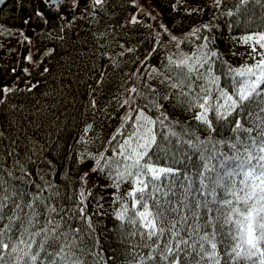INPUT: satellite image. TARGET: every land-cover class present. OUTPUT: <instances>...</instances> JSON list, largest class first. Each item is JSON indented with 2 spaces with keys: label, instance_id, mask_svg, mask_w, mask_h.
Wrapping results in <instances>:
<instances>
[{
  "label": "trees",
  "instance_id": "obj_1",
  "mask_svg": "<svg viewBox=\"0 0 264 264\" xmlns=\"http://www.w3.org/2000/svg\"><path fill=\"white\" fill-rule=\"evenodd\" d=\"M147 2L151 15L142 17L138 0H104L99 6L92 0H64L58 12L50 11L42 0H8L1 6L0 26L6 34L10 30L19 34L21 51L15 66L0 63V89L5 86L13 89L7 96L0 91V99L5 101L0 104V203L3 204L0 215L4 216L0 229L9 223L16 203L22 206L32 203L36 196L39 199L34 207L40 215L32 230L44 224L45 205L62 209L59 215L53 214L57 220L60 216L67 220L61 231L69 227L82 230L77 255L83 264H126L131 259L129 253L149 252L139 236L128 234L131 226L115 218V210L120 207L119 203L113 204L117 190L110 186L105 174L90 171L94 160L86 155L99 152L107 157L113 155L107 142L128 111L127 105L121 107L125 98L134 99L141 108L147 105L144 110L153 118L165 113L168 117L165 124L173 125L177 136L168 140L163 135L157 136L164 149L158 153V163L179 170L176 176L162 178V185L171 183L178 195L183 194V185L190 182L193 189L199 188L197 172L203 170L201 153L181 140L190 137L211 140L215 149L213 143L207 144L204 156L213 151L230 156L233 154L230 142H235L237 136H247L232 131V121L236 119L245 127L251 126L252 118L247 113H234L228 121H216L210 113L215 127L211 132L196 121V110H189L181 103L186 98L178 99V90L169 87L171 80L184 70L169 65L168 57L179 60L181 53L191 54L205 43L198 37H212L210 48L220 54V59L212 63V70L221 76V86H225L230 83L227 66L253 63L248 54L240 53L250 48L238 38L255 30L264 9L250 2L247 8L251 11L247 15L237 13L238 0H220L219 5L215 0ZM37 11L42 15L37 16ZM229 11L234 15L228 16ZM133 18L138 21L133 22ZM25 20L29 22L25 24ZM204 25L209 27L205 29ZM193 28L200 29L197 36L189 35ZM172 36L177 40L173 41ZM29 55L31 61L27 59ZM45 68L49 71L44 72ZM192 79L196 80L194 74ZM201 83L197 80L193 85L194 93L200 91ZM133 87L137 93L129 91ZM150 101L162 106L159 111ZM85 122L91 125L86 134ZM156 130L167 132L159 125ZM82 136L92 142L85 143ZM106 147L109 150L105 152ZM85 173L88 176L82 180ZM185 176L191 181H186ZM81 188L86 195L84 205H79ZM130 188V184L121 183L120 194ZM195 198L203 199L194 191L189 197L193 204ZM78 206L86 207L91 229L88 220L73 214ZM30 211L23 207L20 218ZM198 211L202 217L207 215L205 209ZM187 214L191 216L190 212ZM18 227L19 220L10 235H18ZM49 243L52 246L48 251H55L61 241Z\"/></svg>",
  "mask_w": 264,
  "mask_h": 264
},
{
  "label": "snow or ice",
  "instance_id": "obj_2",
  "mask_svg": "<svg viewBox=\"0 0 264 264\" xmlns=\"http://www.w3.org/2000/svg\"><path fill=\"white\" fill-rule=\"evenodd\" d=\"M42 2L50 11L58 12L62 0ZM103 2L92 0L96 6ZM250 2L264 9V0H238L237 13L247 15L251 11L247 8ZM215 3L219 5L220 0H215ZM36 15L41 16L42 13L37 11ZM227 15L233 16L234 13L229 11ZM28 22L24 21L25 24ZM203 27L207 29L209 26ZM199 32V28H193L189 35L197 36ZM198 38L205 43L198 45L191 54L181 53L179 60L168 57L169 65L184 70L171 80L169 87L178 90V99L186 98L181 103L186 104L189 110H196L194 119L210 132L215 131L210 113L216 121H228L234 113H247L252 118L251 126L245 127L240 119L232 121V131L244 132L247 136H237L235 142H230L233 153L230 156L215 151L204 156L207 144L213 143L211 140L201 141L191 137L181 140L201 153L203 170L197 172L199 188L193 189L190 182L183 185L184 192L178 195L171 183L162 185V178L176 176L179 170L171 166L162 167L158 163V153L164 149L157 136L163 135L165 140L177 136L173 125L165 124L168 120L165 113L161 112L159 117L153 118L144 110L147 105L141 108L134 99L125 98L121 107L127 105L128 111L107 142L113 155L107 157L104 152L86 155L94 160L90 171L105 174L111 181L110 186L117 190L113 194V204L119 203L120 207L115 210V218L121 224L130 225L128 234L139 236L142 246L149 249L146 255L135 251L129 253L131 259L126 264H264V13L254 31L238 38L240 43L250 48L248 55L253 63L235 68L227 66L226 75L230 77V83L225 86H221V76L212 70V63L220 59V54L210 48L213 38ZM171 39L177 40L175 36ZM27 59L31 61V55ZM48 71V68L44 69V72ZM193 74L196 80L192 79ZM197 80L203 83L198 85L200 91L194 93L193 85ZM205 84L208 86L205 87ZM35 87L32 85V88ZM185 88L188 90L184 91ZM0 91L7 96L13 89L5 86ZM129 91L137 93L135 87ZM4 103V99H0V104ZM150 103L158 111L162 107L154 101ZM157 125L166 128L167 132H158ZM81 140L92 142L84 136ZM108 150L106 147L105 152ZM212 160L218 163L213 164ZM87 176L88 173H85L81 179ZM184 179L191 181L189 176ZM121 183L131 185L122 195ZM194 191L203 199L195 198L193 204L189 197ZM79 197V205H84L86 195L83 188ZM38 199L33 196V202L23 206L16 203L13 215L8 217L9 223L0 229V264H83L77 255L81 247L77 241L82 230L69 227L67 231H61V225L67 220L63 216L57 220L53 214L59 215L62 209L45 205L47 216L44 224L36 231L32 230L39 223L37 217L40 214L34 207ZM23 207L31 211L20 218L19 212L23 211ZM201 208L207 212L204 217L198 211ZM189 212L191 216L187 214ZM0 213H3L2 203ZM73 214H78L81 220H88V227L92 228L86 207L78 206ZM3 218L0 215V220ZM17 220L18 235H10ZM37 237L40 239L37 240ZM50 241H61L59 249L48 251L52 246ZM190 257L195 259L190 260Z\"/></svg>",
  "mask_w": 264,
  "mask_h": 264
},
{
  "label": "rangeland",
  "instance_id": "obj_3",
  "mask_svg": "<svg viewBox=\"0 0 264 264\" xmlns=\"http://www.w3.org/2000/svg\"><path fill=\"white\" fill-rule=\"evenodd\" d=\"M138 5V12L140 13L139 15L141 17L151 15V5L149 4V2H147V0H138ZM135 21H138V19L135 18ZM20 42L21 40L19 38V34L16 31L10 30V32H7L6 34L0 26V63L12 66H15L17 64L21 51ZM249 51L250 50L246 48L243 49V51H240V53L245 55L248 54ZM84 126L87 131L91 129V125L89 123L85 122Z\"/></svg>",
  "mask_w": 264,
  "mask_h": 264
},
{
  "label": "water",
  "instance_id": "obj_4",
  "mask_svg": "<svg viewBox=\"0 0 264 264\" xmlns=\"http://www.w3.org/2000/svg\"><path fill=\"white\" fill-rule=\"evenodd\" d=\"M7 1H8V0H0V8H1V6H3ZM62 2H63V0H62ZM61 4H62V3H61Z\"/></svg>",
  "mask_w": 264,
  "mask_h": 264
}]
</instances>
